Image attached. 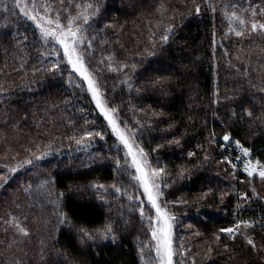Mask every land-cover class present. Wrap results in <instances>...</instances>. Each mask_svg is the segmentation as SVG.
<instances>
[{
  "label": "trees",
  "instance_id": "1",
  "mask_svg": "<svg viewBox=\"0 0 264 264\" xmlns=\"http://www.w3.org/2000/svg\"><path fill=\"white\" fill-rule=\"evenodd\" d=\"M72 1L83 9L79 52L104 100L150 161L174 163L162 192L174 264H264V205L240 210L218 198L214 170L226 135L264 168V39L236 35L237 8L201 0ZM15 3L0 0V151L37 154L0 159V189L4 165L30 161L28 171L51 176L71 225L46 254L0 264H155L149 210L122 148L59 46ZM207 143L210 157L187 159ZM242 175L237 185L250 197L258 179ZM239 215L251 226L235 227Z\"/></svg>",
  "mask_w": 264,
  "mask_h": 264
},
{
  "label": "rangeland",
  "instance_id": "2",
  "mask_svg": "<svg viewBox=\"0 0 264 264\" xmlns=\"http://www.w3.org/2000/svg\"><path fill=\"white\" fill-rule=\"evenodd\" d=\"M37 1L43 2L45 0ZM47 1L48 5H38L35 7V11H33L32 5H36V0H21V7H26L29 15H36L37 13H39V16L43 17L42 20L39 18L35 21L29 19L28 16H26L24 12L21 11V8H18L19 14L21 16H24L31 23H34L36 27L37 24H40L42 27L48 28L52 31H57L55 26V21L57 19L62 26H66L69 19L75 17L76 19L73 23V30L79 28L81 22L83 21L81 15V11H83V9L81 4H76L72 0H55L56 3L52 2L51 0ZM201 3L205 4L204 6H206L207 8L209 7V9H220L226 8L228 6L231 8H237L238 13H232L233 15L230 19L234 22V25H238V32L240 33V35L238 36L244 38H249L251 36L258 39H264V28L260 27L261 25H264V0H201ZM78 5L79 7H77ZM39 6L41 7L40 9H38ZM50 7L52 11L49 10ZM166 19L167 18H165V22H168V19ZM49 20L53 21V23H46V21ZM240 21H244V23L241 24ZM253 25H256L255 30H253ZM79 35L80 33L78 34V43L73 59H75L76 56H79L81 58L79 52ZM47 40L52 41L54 44L59 46L64 55L63 47L59 43H57L54 38H47ZM64 58L68 63L67 57L64 56ZM68 66L71 72L74 73L75 76L83 83L96 111L101 116L112 137L122 148L123 153L133 170V178H148L150 187L153 183H155V185L157 186L152 187V193L154 196H156L157 203L160 205L162 211L166 213L168 222L171 224L170 217L165 208V203L162 200V192L167 188L169 182H172V180L174 179V176H172L169 170L175 167L173 165L174 163H169L166 159H161L160 164H155L150 161L142 148L135 142L132 131L128 130L119 122L115 112H113V109L110 108L106 103L99 88L95 84L96 89L99 93L98 99L102 102L104 109L111 115L112 119L116 123L117 128L128 142V147H125L124 143L119 139V136L113 132L112 126L105 118L101 109L97 107L96 99H94L92 94L88 91L87 82L81 77V75L73 70L72 65L68 63ZM87 73L89 74L88 71ZM89 75L92 78L91 74ZM222 142L224 144L221 145V148L225 150V158H223L222 160H214V163L216 165V168L214 170L219 176V178L216 179L215 183L216 186L219 185L218 198H231L233 207H237L240 210H242L243 205L250 204L252 201L256 203V201L260 200L264 205V179H262L260 176V172L264 171L263 165H261L258 161L251 160L248 154L245 155L244 151L239 147L227 146L226 141ZM24 146L29 147L30 145ZM33 148L36 149L35 147ZM33 148H29L28 150L25 148L19 149L18 147H16L13 152L10 149H7V151L2 150V152L0 151V159H3L10 164L14 160V162H22L37 154V152L35 153V150ZM129 152H131V154H129ZM211 152L212 150L210 151L209 145L207 143V146L204 149H202L201 146H198L194 155H192L193 153L189 152L187 154V159L197 157L198 154H203L204 158L206 159L208 158V156H211ZM25 155H28L29 158L24 157ZM134 156L136 162L139 163L142 168L141 172H137L136 164L133 163ZM215 157L216 156L214 155L213 158ZM179 166L178 164H176V169H178ZM26 167L30 169L32 168L30 167V161L24 163V166L22 167L19 166L18 162L13 165H4V169L2 170L5 172V174L1 175L4 178L3 184L5 186L2 185V188L0 189V197L4 196L5 194H7V192L14 188L16 191L19 190L20 195L18 196L20 197L0 198V260L10 259L12 261H17V263H21L33 257L36 250H39L38 254L44 255L56 242L60 230L63 227H68L69 225H71L70 219L65 210L63 195L61 194V192L57 191L54 188L51 176L48 175L46 177L45 175H42L41 173L35 172L33 170L32 172L28 171ZM249 171L252 172L251 176L248 175ZM153 173H157L154 178L152 177ZM242 174L247 175V177H254L258 179L255 194L250 197L246 195L245 192L241 191L239 186L237 185L241 183L239 181H241L243 178ZM134 180L137 183V189L139 190L141 200H143L147 209L150 211H148V213L150 216L151 224V251L153 253L155 264H160L155 251L156 241L152 238V231L160 227L161 225L157 224L156 209L152 208L150 202L146 197V194L144 193L142 180ZM251 224V222L239 215L234 226H251ZM21 228L24 229V232L20 231ZM186 228L188 229V227ZM191 232L192 238L201 235V231H199L197 228H192ZM173 259L174 252L171 258L172 264H174Z\"/></svg>",
  "mask_w": 264,
  "mask_h": 264
},
{
  "label": "snow or ice",
  "instance_id": "3",
  "mask_svg": "<svg viewBox=\"0 0 264 264\" xmlns=\"http://www.w3.org/2000/svg\"><path fill=\"white\" fill-rule=\"evenodd\" d=\"M15 7L21 8V11L24 12V14L28 16L29 19H32L34 21L37 20L38 18L41 20L43 19V17L39 16V13H37L36 15H29L27 8L21 7V0H16ZM35 7L36 5L33 4L32 5L33 11H35ZM77 7H79V5ZM85 7H91V5H86ZM197 11H199V9H197ZM75 19H76L75 17L72 19H69L68 24L66 26H62L59 20L57 19L55 21V26H56L57 31H52L48 28L42 27L40 24H37V27L40 28L42 36L45 39L54 38L56 42L59 43L63 47L64 56L67 57L68 63L72 65L73 70L76 71L79 75H81V77L87 82L88 91L92 94L93 98L96 99L97 107L101 109L105 118L109 121V124L113 128V132L119 136V139L121 140V142L124 143L125 147H128L127 140L124 138L123 134L117 128L116 123L112 119L111 115L104 109L102 102L98 99L99 93L96 89L95 81L94 79L90 77V75L87 73L86 69L84 68L82 59L79 56H76L75 59H73L75 51H76V46L78 43V34L80 32L79 28H77L76 30H73V23ZM84 22L85 23L88 22L87 17H84ZM46 23L51 24L53 23V21L49 20V21H46ZM240 23L243 24L244 21H240ZM252 27H253V30H255L256 25H253ZM260 27L264 28V25H261ZM237 35H240V33L237 32ZM164 39L167 40V37H165ZM112 111L114 112L115 110H112ZM223 139L227 142L229 141L230 138L226 135L224 136ZM243 151L245 155L248 154L247 149H243ZM129 154H131V152H129ZM133 163L136 164L137 172H141L142 168L140 164L136 162L135 156L133 157ZM155 175H157V173H153L152 177L154 178ZM248 175L251 176L252 172L249 171ZM260 176L262 179H264V171L260 172ZM134 179L142 180V186L144 189V193L146 194V197L148 201L150 202L152 208L156 209L157 224L161 225L160 227L152 231V238L153 240L156 241L155 251L157 254V258L159 259L160 264H172L171 258H172L173 252H172L171 224L168 222L166 213L162 211L160 205L157 203L156 196H154L152 193V187H157V186L155 185V183H153L152 186L150 187L148 178L134 177ZM141 216L142 217L144 216L143 207L141 208ZM236 227L238 228L239 225H237ZM20 231L24 232V229L21 228ZM107 231H111V229L108 228ZM225 231L232 233L235 231V229L229 228V229H226ZM85 235H87L89 239H92L91 235H89L88 233H85ZM248 243L252 244V241L249 239Z\"/></svg>",
  "mask_w": 264,
  "mask_h": 264
}]
</instances>
